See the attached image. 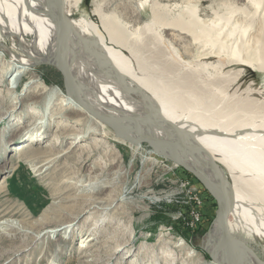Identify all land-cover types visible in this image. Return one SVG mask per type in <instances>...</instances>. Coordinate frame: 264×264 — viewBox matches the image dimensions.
Wrapping results in <instances>:
<instances>
[{"label": "rangeland", "instance_id": "rangeland-1", "mask_svg": "<svg viewBox=\"0 0 264 264\" xmlns=\"http://www.w3.org/2000/svg\"><path fill=\"white\" fill-rule=\"evenodd\" d=\"M154 2L161 5L157 12L152 9ZM98 5L104 15L126 24L127 31L134 33L127 45L138 53L147 69L139 72L141 77H154L156 83H163L174 93L194 90L202 98L213 96L216 106L211 111L220 103L224 108L236 105L264 119V69L243 67L238 58L230 63L226 59H201L202 43H193L191 37L160 25L185 16L182 13L187 15V6L208 22L217 17L215 12L227 15L233 7H246L252 16L242 25L247 29V39L260 36L258 28L264 29V19L257 23L256 10L246 6L244 0H81L77 6L74 1L65 2L64 9L72 20L85 19L99 25V17L94 14ZM261 36V42L253 46L262 49L263 55L264 31ZM28 39L34 41L32 35ZM2 42L8 49H16L11 38L5 37ZM106 43L117 48L109 39ZM8 49L0 46V72L12 69L15 74L18 69L9 65ZM124 53L132 56L131 52ZM34 78L39 82L27 89ZM3 83L0 79V112L5 114L0 119V165L4 166L0 169V223L10 221L17 229L0 232V264H154V259L149 260L153 255L173 258L177 264L212 261L203 246L218 218V204L193 173L150 153L146 143L136 150L117 142L108 126L100 133L84 134L90 125L76 111L60 115L68 109V94L64 74L52 64L29 67L15 94ZM49 88L55 89L53 100ZM32 93L36 98L42 94V106L21 110L20 101ZM247 102L248 108L242 107ZM46 108V114L60 116H46L45 137L35 141L36 134L28 131L14 135L18 126L30 121L29 113L45 114ZM23 143L31 145L30 151H17L16 145ZM97 166L95 174L110 187L95 186L83 192L82 181L90 179ZM96 200L105 202L109 209L91 213L89 209ZM158 211L177 222L184 235L175 225L156 229L150 218ZM88 237L94 240L87 241L85 245L90 247L86 248L83 241ZM181 244H185L182 252L178 249ZM252 244L264 261V240L255 239Z\"/></svg>", "mask_w": 264, "mask_h": 264}, {"label": "bare ground", "instance_id": "bare-ground-1", "mask_svg": "<svg viewBox=\"0 0 264 264\" xmlns=\"http://www.w3.org/2000/svg\"><path fill=\"white\" fill-rule=\"evenodd\" d=\"M67 1H74L75 6L81 2L0 0V46L8 49L2 42L5 37L14 41L16 49H8L11 54L9 65L18 69L15 74L11 73L12 69L0 72L3 87H9L15 94L19 87L16 85L29 67L38 63L56 66L64 74L68 94L65 96L68 109H63L60 115L76 111L90 125L83 132L86 135L100 133L108 126L115 132L117 142L127 143L136 150L143 149L142 145L146 143L150 153L178 166H187L228 210L226 218L217 214L218 218L204 243L203 249L212 258L209 264H264L250 245L255 239L264 240V119L256 117L253 111L240 110L231 104L224 108L220 103L217 110L211 111L209 109L216 106L213 96L202 98L194 90L174 93L163 83H156L154 77H141L139 72L147 69L138 53L127 45L128 38L134 35L127 31L129 27L104 15L99 5L94 12L99 17V25L85 19L72 20L64 9ZM244 2L256 10L255 20L260 23L264 19V0ZM158 8L161 5L154 2L153 12ZM186 10L187 15L182 13L185 16L165 20L160 25L165 30L191 37L193 43H202L201 59H226L230 63L238 58L243 67L264 69V52L262 55V49L253 46L261 42L264 29L260 26L261 35H251L247 39V29L242 25L252 16L246 7H233L227 15L215 12L217 17L210 22L199 17L193 7L187 6ZM61 14L65 19L60 17ZM158 22L156 13L155 23ZM30 35L34 37L33 42L28 39ZM107 39L117 48L109 46ZM124 51L131 52L132 56H127ZM38 82V78L30 80L27 89ZM202 87L207 89L204 83ZM50 89L48 97L53 100L55 89L47 90ZM33 94L20 101L21 110L26 106H42V94L36 95L38 98ZM248 104L241 105L247 107ZM8 110L6 114L10 112ZM46 111L47 108L43 110L45 114L29 113L30 121L18 126L14 135L22 136L28 131L36 134V138L33 137L35 141L45 137L48 133L46 116H60L50 112L46 114ZM239 111L244 114L240 116ZM3 115L0 112V119ZM1 135L4 138V132ZM16 147L19 152L31 149V145L26 143ZM213 162L219 166L218 171L214 169ZM2 167L0 165V169ZM98 169L97 166L91 171L90 179L82 181L80 188L84 189L83 192L95 186L100 189L110 187L106 180H100L95 174ZM226 172L233 183L228 181ZM108 209L105 202L96 200L89 211L97 214ZM16 229L10 221L0 223L2 233ZM226 232L230 233L231 239ZM93 240L88 237L83 243ZM184 246H179L180 252ZM130 252L129 248L127 254ZM151 259H154V264H177L173 258L164 256L153 255ZM142 260L146 263V258Z\"/></svg>", "mask_w": 264, "mask_h": 264}, {"label": "trees", "instance_id": "trees-1", "mask_svg": "<svg viewBox=\"0 0 264 264\" xmlns=\"http://www.w3.org/2000/svg\"><path fill=\"white\" fill-rule=\"evenodd\" d=\"M151 221L154 223V226L156 229L161 225H168V226H176L175 229L179 230L183 235L184 231L181 230V227H179L177 222H173L172 219H169L166 214L163 211H158L154 215L151 216ZM185 229V228H183ZM186 232L189 231V229H185Z\"/></svg>", "mask_w": 264, "mask_h": 264}, {"label": "water", "instance_id": "water-1", "mask_svg": "<svg viewBox=\"0 0 264 264\" xmlns=\"http://www.w3.org/2000/svg\"><path fill=\"white\" fill-rule=\"evenodd\" d=\"M88 1V0H87ZM60 17L62 18V19H65V15L64 14H61L60 15ZM66 82V81H65ZM176 162H178V161H176ZM184 169H186L187 171H189V172H191V173H193L203 184H204V182L199 178V176L193 171V170H191L190 168H188L187 166H185V165H183V164H180ZM213 167H214V169L216 170V171H218V169H219V166L216 164V163H214L213 162ZM205 185V184H204ZM206 186V188L208 189V187H207V185H205ZM209 190V189H208ZM210 191V190H209ZM210 193H211V191H210ZM212 194V193H211ZM213 195V194H212ZM214 197V196H213ZM215 198V197H214ZM216 199V198H215ZM216 201H217V204H218V211H217V214H221L224 218H226V216L228 215V210H226V209H224L223 208V206L218 202V200L216 199ZM227 233V232H226ZM227 236H228V238L229 239H231V235H230V233L228 232L227 234H226Z\"/></svg>", "mask_w": 264, "mask_h": 264}]
</instances>
